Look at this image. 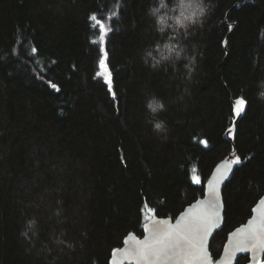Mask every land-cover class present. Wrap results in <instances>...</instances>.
<instances>
[{"label": "trees", "instance_id": "trees-1", "mask_svg": "<svg viewBox=\"0 0 264 264\" xmlns=\"http://www.w3.org/2000/svg\"><path fill=\"white\" fill-rule=\"evenodd\" d=\"M182 2L154 14L160 0H0V264H110L153 213L175 219L204 196L231 155L215 259L252 216L264 196V0H203L201 24L159 32L157 16ZM166 43L181 58L154 66L148 53ZM153 98L165 105L155 116ZM238 98L249 105L232 141Z\"/></svg>", "mask_w": 264, "mask_h": 264}, {"label": "snow or ice", "instance_id": "snow-or-ice-1", "mask_svg": "<svg viewBox=\"0 0 264 264\" xmlns=\"http://www.w3.org/2000/svg\"><path fill=\"white\" fill-rule=\"evenodd\" d=\"M90 19L97 20L95 15ZM97 23L99 22L97 21ZM100 26L103 28L102 24ZM101 65L106 67L103 61ZM97 75L102 74L98 73ZM108 75L110 76L111 73H108ZM107 83L111 89V80L109 79ZM51 86L54 89L56 88L54 84ZM112 95L115 97L114 92H112ZM244 104L243 99L237 101L235 109L237 116L243 111ZM203 143L207 144V141H203ZM235 161L240 163V158L235 157ZM193 179L195 183L201 182L199 177ZM216 183L218 181H209L210 191L213 195L216 192ZM261 203L264 204V200ZM192 208L194 210L199 208L200 211L182 214L184 216L183 222L177 221L174 226H170L166 220L153 222L149 236L143 241H137L135 249L130 254L138 261H144L146 264H159V262L174 259H183L185 264L206 260L210 253L207 251L205 242L216 220L219 219V213L216 210L217 204L213 200L207 203L198 201ZM145 227L147 228V226ZM231 235L235 238V250L251 247L253 251L264 252V213H261L259 217H253L247 225L241 229H236ZM115 251L119 252L121 250L116 249Z\"/></svg>", "mask_w": 264, "mask_h": 264}, {"label": "water", "instance_id": "water-1", "mask_svg": "<svg viewBox=\"0 0 264 264\" xmlns=\"http://www.w3.org/2000/svg\"><path fill=\"white\" fill-rule=\"evenodd\" d=\"M243 99L245 104L243 105V111H241L240 115L237 116L235 114V120L231 128L226 132L225 137L229 140L234 141L236 138L237 126L239 121L246 114L248 109V101L244 98H238L234 100V110L236 109L237 101ZM238 163L235 161V156L231 155L228 158L221 160L214 167L210 177L206 181L205 184V193L204 196L198 198L196 201L188 205L175 219L172 218H162L156 216L154 213L152 214V218L146 222L144 226V235L142 237L137 236L134 233L129 234L125 240L124 245L120 249L121 251H114L110 260V264H146L144 261H138L132 254H130L136 247L137 241H143L146 237L149 236L150 229L152 227L153 222L155 221H168L170 226L176 225L177 221L183 222L184 216L182 214H189L193 212H199L200 209H193L192 206L196 205L198 201H203L207 203L210 200H213L217 204V211L219 213V219L216 220L214 227L211 229L209 237L206 239V248L208 253H210L209 257L203 262L193 261L192 264H237L238 260L242 256H249L250 260L247 264H264V252L253 251L251 247H247L242 250H235V238L232 237V233L236 231V229H241L245 225L248 224L253 217H259L261 213H264V204L261 203L264 200V196L256 203V205L252 209V216L248 219V221L234 229L229 233L227 241L223 247V250L220 256L215 259L211 252V242L214 236L218 231L223 228L224 225V213H225V203H224V188L227 182L233 177ZM209 181L216 182V192L213 195L210 191ZM159 264H185L183 259H174L167 262H159Z\"/></svg>", "mask_w": 264, "mask_h": 264}, {"label": "clouds", "instance_id": "clouds-1", "mask_svg": "<svg viewBox=\"0 0 264 264\" xmlns=\"http://www.w3.org/2000/svg\"><path fill=\"white\" fill-rule=\"evenodd\" d=\"M168 0H160L159 6L153 9V13H161L162 9L169 8ZM209 13V7L204 4L203 0H191V2H182L176 6V14L169 15L167 12L157 16L158 21V31L163 33L168 29L177 30V34L181 30H187L189 27L197 24H201L203 19ZM182 50L178 51L177 46L174 44H164L163 48L160 49L159 55L153 56L151 52L148 53V56L152 57L156 65H159L168 60H179L181 58ZM195 61H191V64H194ZM190 65H186L189 70V78L191 71L193 70ZM258 99L264 102V82H262L261 90L258 93ZM149 112L155 116L158 112L165 109V105L162 101H159L155 98L150 100L147 105ZM152 128L154 132L163 133L166 131V122L163 120H153L151 121Z\"/></svg>", "mask_w": 264, "mask_h": 264}, {"label": "rangeland", "instance_id": "rangeland-1", "mask_svg": "<svg viewBox=\"0 0 264 264\" xmlns=\"http://www.w3.org/2000/svg\"><path fill=\"white\" fill-rule=\"evenodd\" d=\"M103 64L105 65V63H104V62H103ZM105 66H106V65H105ZM102 67H103V70H104V71H106V68H107V67H104V66H102Z\"/></svg>", "mask_w": 264, "mask_h": 264}, {"label": "flooded vegetation", "instance_id": "flooded-vegetation-1", "mask_svg": "<svg viewBox=\"0 0 264 264\" xmlns=\"http://www.w3.org/2000/svg\"><path fill=\"white\" fill-rule=\"evenodd\" d=\"M248 256V255H247ZM249 257V256H248ZM249 260H250V258H249ZM249 262V261H248Z\"/></svg>", "mask_w": 264, "mask_h": 264}]
</instances>
